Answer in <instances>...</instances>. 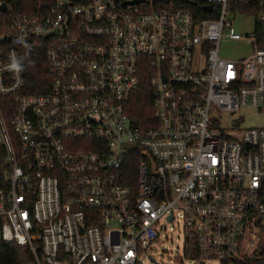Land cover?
<instances>
[{
	"label": "built area",
	"instance_id": "obj_1",
	"mask_svg": "<svg viewBox=\"0 0 264 264\" xmlns=\"http://www.w3.org/2000/svg\"><path fill=\"white\" fill-rule=\"evenodd\" d=\"M238 3L264 0L0 8V240L28 246V264H160L151 246L178 219L195 264L264 249V48L219 54L223 37L241 38ZM32 40L45 42L41 93L11 67ZM144 72L152 119L141 126L128 109ZM247 106L260 125L221 126Z\"/></svg>",
	"mask_w": 264,
	"mask_h": 264
},
{
	"label": "trees",
	"instance_id": "obj_2",
	"mask_svg": "<svg viewBox=\"0 0 264 264\" xmlns=\"http://www.w3.org/2000/svg\"><path fill=\"white\" fill-rule=\"evenodd\" d=\"M13 11L24 13L39 8L46 10L54 0H2ZM183 7L190 8L195 16L215 17L214 12L204 11L202 4L182 2ZM235 12H247L255 15L253 36L256 40L254 48H264V19L258 20L260 14L264 15V5L258 3H238ZM22 76L27 93H41L48 89L50 77L47 73L44 40H32L24 45L20 53ZM152 89L148 83L147 72L141 78L139 91L132 98L128 113L139 125L143 126L152 119ZM135 170V166L133 167ZM1 175V173H0ZM33 260V255L28 246H21L15 241L0 240V264H28ZM236 264H264V249L258 254L244 256L236 260Z\"/></svg>",
	"mask_w": 264,
	"mask_h": 264
},
{
	"label": "rangeland",
	"instance_id": "obj_3",
	"mask_svg": "<svg viewBox=\"0 0 264 264\" xmlns=\"http://www.w3.org/2000/svg\"><path fill=\"white\" fill-rule=\"evenodd\" d=\"M232 26L240 39H230L223 37L219 44V54L221 57L238 60L247 57L254 51V45L248 39L253 37L255 15L247 12H234L229 15ZM233 121L239 128L260 125L262 113L259 109L251 106L244 107L239 111L224 113L221 126L230 127ZM166 238L160 237L151 246V257L160 264H195V260L184 257L181 244L183 242L182 222L176 219L173 224H169ZM209 264V263H206Z\"/></svg>",
	"mask_w": 264,
	"mask_h": 264
},
{
	"label": "water",
	"instance_id": "obj_4",
	"mask_svg": "<svg viewBox=\"0 0 264 264\" xmlns=\"http://www.w3.org/2000/svg\"><path fill=\"white\" fill-rule=\"evenodd\" d=\"M162 1H168V0H162ZM211 7H212L211 5H207V6L205 7V9L209 11V10L211 9ZM0 8H1L2 10H5V8H6V4H5V3H2L1 6H0ZM169 219H171V216H169ZM256 254H258V252H257ZM157 264H158V263H157Z\"/></svg>",
	"mask_w": 264,
	"mask_h": 264
},
{
	"label": "clouds",
	"instance_id": "obj_5",
	"mask_svg": "<svg viewBox=\"0 0 264 264\" xmlns=\"http://www.w3.org/2000/svg\"><path fill=\"white\" fill-rule=\"evenodd\" d=\"M11 67L12 68H15V69H17V70H20V64H19V62L18 61H16V60H13V63H12V65H11Z\"/></svg>",
	"mask_w": 264,
	"mask_h": 264
}]
</instances>
